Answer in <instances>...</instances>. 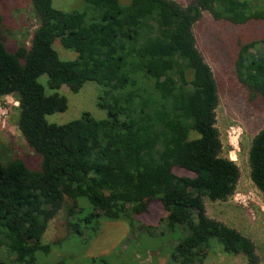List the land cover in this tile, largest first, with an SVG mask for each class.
Returning a JSON list of instances; mask_svg holds the SVG:
<instances>
[{"label":"trees","instance_id":"16d2710c","mask_svg":"<svg viewBox=\"0 0 264 264\" xmlns=\"http://www.w3.org/2000/svg\"><path fill=\"white\" fill-rule=\"evenodd\" d=\"M188 1L83 0L81 9L61 11L53 0H30L37 27L28 42L9 46L11 6L0 0V97H15L17 128L38 163L0 157V264H47L63 241L44 244L43 235L67 203L69 233L87 243L100 218L121 219L128 208L140 214L149 202L167 214L171 264H205L212 242L260 264L253 241L206 211V200L233 196L240 170L223 156L218 82L193 30L204 13L233 25L263 21L264 0ZM56 41L76 57L62 60ZM260 42L240 44L233 62L250 104L264 102ZM87 81L99 85L96 105L106 118L83 112L47 122L68 108L58 90L78 93ZM248 166L264 204V127L252 138Z\"/></svg>","mask_w":264,"mask_h":264},{"label":"rangeland","instance_id":"374dc122","mask_svg":"<svg viewBox=\"0 0 264 264\" xmlns=\"http://www.w3.org/2000/svg\"><path fill=\"white\" fill-rule=\"evenodd\" d=\"M185 6L188 0H174ZM11 10L3 29L7 45L28 42L37 27L30 0H9ZM61 11L79 10L83 0H53ZM199 51L210 66L218 82L219 105L216 110V127L223 144V156L234 161L240 170L235 193L225 202L206 200L207 214L214 219L238 229L258 244L264 254V204L260 192L249 177L248 151L252 138L264 127V102L249 103L247 92L241 87L234 73V59L239 45L264 40V20L233 25L214 20L208 13L194 26ZM54 49L62 60H73L76 53L54 42ZM39 83L46 87L47 77ZM47 93L51 91L46 88ZM66 97L68 108L46 117L47 122L64 124L80 118L83 112L95 119L106 118V112L97 107L99 85L87 81L78 93L66 86L58 90ZM18 103L13 96L0 97V157L4 161L21 159L30 168L37 167V159L17 128ZM80 204L83 205V202ZM65 207L52 219L43 235V243L63 241L44 259L47 264H90L93 259H106L110 264H171L170 252L175 243L166 226L167 214L157 204L149 202L143 213L134 214L127 209L123 218H100L99 229L87 243L69 233ZM240 232V233H241ZM248 236H245L248 238ZM263 237V238H262ZM207 264H243L244 257L232 256L222 251L221 245L212 242Z\"/></svg>","mask_w":264,"mask_h":264},{"label":"crops","instance_id":"0c3cea01","mask_svg":"<svg viewBox=\"0 0 264 264\" xmlns=\"http://www.w3.org/2000/svg\"><path fill=\"white\" fill-rule=\"evenodd\" d=\"M216 220H217V219H216ZM221 222H222V221H221ZM223 223H224V222H223ZM225 224H226V223H225ZM226 225H227V224H226ZM232 228H234V227H232ZM237 230H238V229H237ZM240 232H241V231H240ZM241 233H242V232H241ZM242 234H243V233H242ZM245 236H248V235L245 234ZM263 237H264V236H263ZM263 237H262V238H263ZM248 238H249L251 241H253L254 245L256 246L257 254H258L259 258H260V264H264V254H260V253L258 252V244H256V242H255L251 237L248 236ZM260 242L263 243V246H264V240H262V241H260ZM208 259H209V257H207L205 264H207ZM243 264H246L245 259H244Z\"/></svg>","mask_w":264,"mask_h":264}]
</instances>
